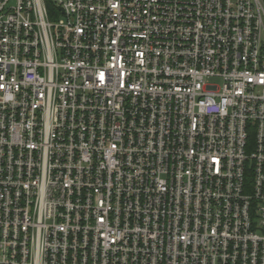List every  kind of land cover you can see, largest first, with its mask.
I'll return each mask as SVG.
<instances>
[{
  "label": "built area",
  "instance_id": "1",
  "mask_svg": "<svg viewBox=\"0 0 264 264\" xmlns=\"http://www.w3.org/2000/svg\"><path fill=\"white\" fill-rule=\"evenodd\" d=\"M0 264H264V0H0Z\"/></svg>",
  "mask_w": 264,
  "mask_h": 264
}]
</instances>
